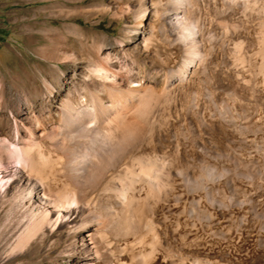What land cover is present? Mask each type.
Here are the masks:
<instances>
[{"label":"rangeland","instance_id":"1","mask_svg":"<svg viewBox=\"0 0 264 264\" xmlns=\"http://www.w3.org/2000/svg\"><path fill=\"white\" fill-rule=\"evenodd\" d=\"M89 90L123 105L120 124L66 146L89 158L144 118L111 173H141L137 156L155 165L110 213L96 264H264V0H0L8 158L66 128L60 103ZM62 244L0 264L84 263Z\"/></svg>","mask_w":264,"mask_h":264},{"label":"bare ground","instance_id":"2","mask_svg":"<svg viewBox=\"0 0 264 264\" xmlns=\"http://www.w3.org/2000/svg\"><path fill=\"white\" fill-rule=\"evenodd\" d=\"M88 93L89 101L77 97L60 103L66 128H59L55 133H52L54 128H43L34 136L32 147H20V164L8 158L12 156L0 147V155L8 158L6 166L0 164V245L3 246L0 260L63 243L62 253L76 252L83 257V264H96L100 235L113 225L110 213L120 200L130 198L133 186L146 182L144 176L154 173V164L148 160L142 162L140 156L134 160L140 166L142 163L141 173L128 172L127 176L111 173L119 155L129 154V143L141 139L144 118L139 121L123 119L121 131L112 132L110 138V134L105 135L106 140L100 141L103 145L96 146L89 158L83 156L84 152L80 154L66 146V138L86 137L89 141H85L94 142L88 137L89 131L100 124L116 128L120 124L117 122L123 105L117 99L105 104L93 90ZM29 149L30 153L36 151L37 163L34 157H28ZM208 237H220L225 241L224 236L213 230L208 232Z\"/></svg>","mask_w":264,"mask_h":264}]
</instances>
